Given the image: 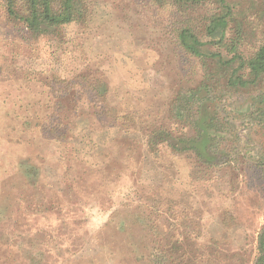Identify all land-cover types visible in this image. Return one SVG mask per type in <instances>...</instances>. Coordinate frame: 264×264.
Wrapping results in <instances>:
<instances>
[{"label":"rangeland","instance_id":"rangeland-1","mask_svg":"<svg viewBox=\"0 0 264 264\" xmlns=\"http://www.w3.org/2000/svg\"><path fill=\"white\" fill-rule=\"evenodd\" d=\"M227 1L235 8L230 33H244L243 52L250 57L264 42V2ZM85 4L82 22L33 38L19 26L2 23L0 2V264H116L109 252L115 249L119 256L124 245L146 241L143 229L150 225L165 244L185 240L206 248L197 253L223 247V264H244L253 258L264 227V179L253 167L254 155L264 153V122L259 121L264 79L254 88L224 92V75L214 74L217 122L232 126L244 139L242 152L250 154L238 160L236 171L204 166L192 153L173 154L166 144L141 165L140 146L121 137L94 155L95 162L105 161L101 168L89 167L71 151L59 159L66 140L57 144L41 134L30 136L29 143L18 140L12 116L6 119L5 114L12 115L19 99L52 102L43 113L71 126L76 119H90L88 113L95 112L90 102L107 100L122 115L141 113L148 127L152 123L173 136L193 135L173 118L177 93L194 89L203 79L199 60L176 42L181 12L162 0ZM214 11L209 3L200 13ZM191 24L203 38L202 25ZM206 50L214 52L211 46ZM91 79L98 82L99 93L86 87ZM245 109L254 120L238 114ZM229 140L238 143L233 135ZM122 143L137 149L120 167ZM127 164L130 171L119 177ZM108 169L116 174L108 175ZM84 183L89 190L85 205ZM100 186L104 192L95 199L90 193ZM101 207L104 214L98 215ZM182 256L183 249L175 258Z\"/></svg>","mask_w":264,"mask_h":264},{"label":"trees","instance_id":"trees-1","mask_svg":"<svg viewBox=\"0 0 264 264\" xmlns=\"http://www.w3.org/2000/svg\"><path fill=\"white\" fill-rule=\"evenodd\" d=\"M162 1L181 12L183 23L177 31L176 42L187 55L199 60L203 69L201 83L194 89L179 91L174 99L177 112L173 113V118L182 124L184 129L191 131L192 136H173L168 132L161 131L158 127H153L152 123H149L152 126L148 127L147 118L141 113L122 115L119 113L120 111H115V107L111 106L107 100L90 102L95 110V112L88 113L87 116H90V119L87 121L82 118L76 119L71 126V124L61 121L60 118H56L52 113L50 115L43 113L44 109H50L53 106L52 102L43 104L40 101L32 102L19 99L12 106V115L5 114L6 119H10L12 116L10 120L13 121L18 135L21 136L18 140L29 143L30 136L38 134L47 135L57 144L66 140L63 143L65 144L64 148H60L57 153L59 159L64 158L65 151H71L76 159L80 158L84 163H89V167L101 168L105 161L95 162L92 160L94 155L108 147L111 141H116L121 137L124 141L127 139L132 141L136 147L140 146L137 151H140L138 159L141 157L139 160L141 165L148 160L149 156L155 157L161 145L166 144L173 154L192 153L195 159L204 166L236 171L240 166L238 160L244 159L246 155L250 156V154L242 152L243 148H240V143L243 144L244 139L240 138L238 133L233 132L232 126L226 124L221 126L217 122L219 120L217 109L212 105L213 95L219 94L213 88L214 74L224 75L225 85L222 90L224 92L256 87L264 79V42L252 56L245 55L243 52V48L246 47L244 33L237 31L231 34L229 30L235 15V8L227 0ZM0 2L2 23L12 27L19 26L25 35L33 38L43 36L49 30L78 24L87 16L85 0H0ZM209 3L215 6L214 13L202 15L200 10ZM192 22L202 25L203 38L199 37L193 29ZM208 46L214 48L213 53H207L206 47ZM55 80L56 78L53 77V81ZM86 87L99 93L100 87L95 79L87 81ZM262 109L259 121L263 123L264 105ZM238 114L247 120L255 119L254 113H251L249 109ZM82 122L85 123L83 126L80 124ZM127 123H130V128H127ZM67 126H71L68 131ZM232 135L238 143L229 140ZM18 144L15 145L19 147ZM122 144L124 146L120 145L118 149L124 153V161H120V167L127 163L125 160L132 159L134 151L137 149L130 148L125 143ZM254 159L256 163H253V167L261 170V177L264 179V153L258 151L254 155ZM128 164L126 167L124 166L123 172L118 173L119 177H125V173L130 171L131 167ZM114 169L112 172L108 169L110 171L107 172L108 175H115ZM87 173V170L82 172L78 180H82L81 176H85ZM102 186L90 193L94 196L93 198L98 199L99 195L103 194ZM81 192H83L82 198L85 205L89 201L87 199L89 190L86 183L81 187ZM104 202L108 204L109 198ZM96 212L98 215L104 214L102 207ZM143 230L149 237L146 241L139 243L135 241L124 245L125 252H120L119 256L115 249L109 252V256L115 258L116 264H223L225 262L222 258L225 253L223 247H216L213 252L203 250V252L197 253L203 246H192L191 244L189 246L185 240L180 242L173 239L169 244H165L162 239L160 241L158 229L154 225ZM193 247L197 248L196 252ZM181 249H183L182 259L175 258L176 253ZM203 249L206 248L203 247ZM92 253L96 252L92 251ZM253 254V258L248 259L244 264H264V227L257 234ZM30 255L34 256L32 253ZM234 255L239 256L238 253H234ZM36 258L39 259V256ZM35 261L38 264L37 260ZM240 263L243 264L241 260Z\"/></svg>","mask_w":264,"mask_h":264}]
</instances>
